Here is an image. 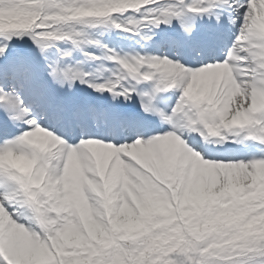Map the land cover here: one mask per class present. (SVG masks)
I'll list each match as a JSON object with an SVG mask.
<instances>
[{
  "label": "snow or ice",
  "instance_id": "obj_1",
  "mask_svg": "<svg viewBox=\"0 0 264 264\" xmlns=\"http://www.w3.org/2000/svg\"><path fill=\"white\" fill-rule=\"evenodd\" d=\"M0 264H264V0H0Z\"/></svg>",
  "mask_w": 264,
  "mask_h": 264
}]
</instances>
